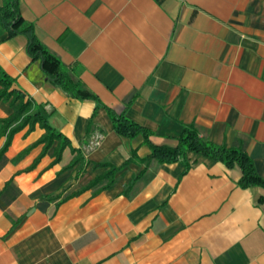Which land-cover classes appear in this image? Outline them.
<instances>
[{
  "label": "crops",
  "instance_id": "0c3cea01",
  "mask_svg": "<svg viewBox=\"0 0 264 264\" xmlns=\"http://www.w3.org/2000/svg\"><path fill=\"white\" fill-rule=\"evenodd\" d=\"M21 13L154 144L175 146L193 124L242 145L264 176V0H21ZM27 41L0 25V65L69 144L56 160L57 141L44 151L36 123L1 155L0 264H264V188L242 187L238 165L192 150L142 160L143 136L121 135L105 105L56 85ZM12 112L1 100L0 118ZM103 162L122 167L111 185L90 186Z\"/></svg>",
  "mask_w": 264,
  "mask_h": 264
},
{
  "label": "trees",
  "instance_id": "16d2710c",
  "mask_svg": "<svg viewBox=\"0 0 264 264\" xmlns=\"http://www.w3.org/2000/svg\"><path fill=\"white\" fill-rule=\"evenodd\" d=\"M0 25L8 33V36L24 34L27 36V49L32 59L40 62L43 71L50 79L70 96L80 99L91 98L99 104L105 105L110 117H112L115 131L126 137L142 135L144 141L150 144L151 152L145 158L146 161L151 158L159 162H175L186 151H196L207 155L215 160H221L227 167L238 165L242 170V175L238 181L242 187L257 185L264 188V176L262 177L256 170L255 162L251 155L242 145L228 146L213 142L203 138L193 124L184 125L183 131L177 136V144L170 146L167 144H154L150 137L153 134L147 127L140 125L133 118L127 115L128 106L122 111H115L112 107L100 101L97 94L88 88L82 86L80 78V69L77 66L65 64L59 59L42 41H40L35 25L31 21L25 20L21 13V0H3L0 5ZM9 100L13 105V112L4 118H0V136L5 135L6 141L1 147L0 157L11 143L15 131L29 125V129L34 128L36 123L45 128L44 135L38 143L44 144V151L48 150L55 141H57L55 153L56 160L59 159L64 146L69 144L67 136L56 130L49 121L42 116L40 105L30 96L29 93L22 90L14 77L9 76L0 65V101ZM76 150V148H74ZM81 155L78 154L73 159V165L81 161ZM138 159L136 150L128 159ZM99 165H109V169L100 174L89 185H96L103 178H108L106 185H111L115 180L116 172L122 167L109 164L108 162L98 163Z\"/></svg>",
  "mask_w": 264,
  "mask_h": 264
}]
</instances>
